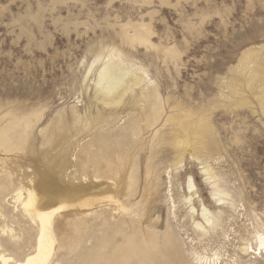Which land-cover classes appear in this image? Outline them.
<instances>
[{"label":"rangeland","instance_id":"rangeland-1","mask_svg":"<svg viewBox=\"0 0 264 264\" xmlns=\"http://www.w3.org/2000/svg\"><path fill=\"white\" fill-rule=\"evenodd\" d=\"M109 61L143 78L115 106L95 98ZM51 183L139 213L62 212L50 264L151 230L171 264H264V0H0L1 254L34 251L17 190Z\"/></svg>","mask_w":264,"mask_h":264},{"label":"bare ground","instance_id":"bare-ground-1","mask_svg":"<svg viewBox=\"0 0 264 264\" xmlns=\"http://www.w3.org/2000/svg\"><path fill=\"white\" fill-rule=\"evenodd\" d=\"M142 82L143 78L141 76L131 71H123L117 63L109 61L97 72L95 79V98L105 106L118 105L130 90L140 86ZM205 172L209 175L210 180L214 179L209 171ZM93 177L98 179L99 175H94ZM87 179V176L84 177V182H86ZM52 183L51 186L48 185L49 187H47V189L42 186L43 194L41 196L37 193L35 188H30L29 190L27 189V197L23 199L24 192L20 189L17 190L16 200L21 203L23 212L28 215L29 219L37 227L38 234L34 243L35 249H33L34 251L31 254L23 258H12L6 254L0 253V264H50L56 255V249L59 245L55 230L56 219L58 220L62 216V212L66 210L73 208L78 210H90L101 204H115L124 212H131L130 209H127L125 203L116 196L100 197L102 195L98 196L92 191L93 187L89 185L80 184L79 186H67L62 188L57 184L52 185ZM213 186V197L217 199L219 203H225L229 195L226 194L225 191L219 189L217 184ZM193 188L194 185L190 183L189 189L192 190ZM192 201L193 196H190L188 202L191 203ZM135 209L136 211L132 210V212H138V208ZM191 211L195 212V208H192ZM201 215L208 225L214 224L209 210L204 208ZM196 226L200 229H205L202 223H197ZM5 230L3 231L4 234L6 233ZM88 239L89 238L85 239V242ZM158 240L159 236L156 231L151 230L147 234L141 233L137 237H130L124 245L117 247L112 255L106 253L103 247L99 250H94L95 252L93 251V253L85 252L81 254V264H169L171 258L170 254L173 249V239L169 235H166L162 243L159 244ZM79 242H84V240L80 239L78 243ZM75 244L76 243H73V245ZM260 246L264 250L263 240L260 241ZM260 246L258 248H260ZM241 251L248 254L249 248L244 246Z\"/></svg>","mask_w":264,"mask_h":264}]
</instances>
